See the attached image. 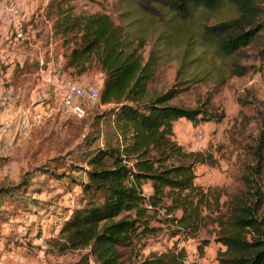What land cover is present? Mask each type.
Returning <instances> with one entry per match:
<instances>
[{
    "label": "rangeland",
    "instance_id": "374dc122",
    "mask_svg": "<svg viewBox=\"0 0 264 264\" xmlns=\"http://www.w3.org/2000/svg\"><path fill=\"white\" fill-rule=\"evenodd\" d=\"M14 1L16 9L9 14L0 5L7 17L0 22V99L10 94L9 106L0 102V264H74L87 253L59 251L56 221L67 214L71 196L74 209L84 205L79 188L87 180V144L91 149L103 147L102 115L110 106L99 100L83 104L81 118L56 111L52 88L41 80L40 68L50 67L67 82L99 91L103 84L96 65L81 75L64 69L63 40L54 37L52 29L58 6L62 11L70 7L75 15L105 14L135 45L143 42L144 61H153L149 95L171 91L170 105L223 116L196 124L178 120L173 124L174 140L185 151L204 157L194 167V183L219 199L222 212L239 198H251L258 187L263 202L258 216L264 214V167L256 177L250 169L264 140V30L231 58L203 35L204 27L237 17L236 9L225 2L214 11L196 8L183 17L168 11L170 0ZM16 22L23 39H15ZM23 109L44 115L39 122L25 121ZM164 219L158 212L148 221L156 231L137 234L130 246L120 249L123 264L168 250L175 241L190 263L220 264L219 252L225 247L214 240L211 227L195 238H172Z\"/></svg>",
    "mask_w": 264,
    "mask_h": 264
},
{
    "label": "trees",
    "instance_id": "16d2710c",
    "mask_svg": "<svg viewBox=\"0 0 264 264\" xmlns=\"http://www.w3.org/2000/svg\"><path fill=\"white\" fill-rule=\"evenodd\" d=\"M223 2L236 9L237 17L204 27L203 35L221 55L234 58L264 30V0H170L167 5L171 14L186 17L196 8L214 11ZM60 9L52 29L53 36L63 40L64 69L81 75L96 65L103 74L99 104L110 108L102 115L103 147L91 149L87 144V180L79 188L84 205L65 215L59 251L87 250L74 264H123L120 249L130 246L137 234L156 231L148 221L162 211L172 238H195L201 229L211 227L214 240L225 247L219 252L220 264H264L258 187L251 198H239L222 212L219 199L194 183V167L204 157L185 151L174 140L173 124L178 120L196 124L223 116L170 105L171 91L149 95L153 61H144L143 42L135 45L105 14L75 15L70 7ZM259 145L256 164L250 168L253 177L264 167V140ZM146 183L152 191L149 196L142 189ZM186 258V250L175 241L172 248L134 264H185Z\"/></svg>",
    "mask_w": 264,
    "mask_h": 264
},
{
    "label": "built area",
    "instance_id": "2783aa9c",
    "mask_svg": "<svg viewBox=\"0 0 264 264\" xmlns=\"http://www.w3.org/2000/svg\"><path fill=\"white\" fill-rule=\"evenodd\" d=\"M1 10L4 8L6 14L13 12L16 9L15 1L14 0H0ZM21 26H17L16 28V39H23L24 35L22 30H20ZM40 65L42 62L40 60ZM38 74L41 80L49 85L52 88L53 98L55 100V109L58 113L64 116H73L75 118H81L84 115V108L83 104H93L99 98L98 90L92 87L83 86L75 83H70L63 80L60 77L59 71H55L54 69L47 68V70H43L40 68L38 70ZM1 104H6L7 106L10 105V94H5L0 99ZM52 111L49 112L51 115ZM21 114L25 117V121L31 119L34 122H39L43 115L37 110L32 112H28L27 110L23 109ZM196 138L199 140L203 139V135L201 133L196 134ZM77 195V194H76ZM145 195V194H144ZM148 196L150 193L147 194ZM75 203V196H71L68 199V204L70 209L73 208ZM71 211H68L67 214L69 215ZM63 219H58L56 221V225L58 228L61 227ZM185 264H189L190 260L188 257L185 259Z\"/></svg>",
    "mask_w": 264,
    "mask_h": 264
},
{
    "label": "crops",
    "instance_id": "0c3cea01",
    "mask_svg": "<svg viewBox=\"0 0 264 264\" xmlns=\"http://www.w3.org/2000/svg\"><path fill=\"white\" fill-rule=\"evenodd\" d=\"M6 19H7V17L0 12V22L3 23ZM13 25L16 26V28H17V25H19V22L13 23ZM37 59H39V58H37ZM12 62H13V55L10 57V60H9L10 64H12ZM143 188L148 190V192L150 193L151 187H150L149 183L144 184Z\"/></svg>",
    "mask_w": 264,
    "mask_h": 264
}]
</instances>
